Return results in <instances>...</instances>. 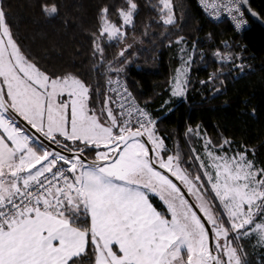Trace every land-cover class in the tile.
Masks as SVG:
<instances>
[{
    "label": "snow or ice",
    "instance_id": "snow-or-ice-1",
    "mask_svg": "<svg viewBox=\"0 0 264 264\" xmlns=\"http://www.w3.org/2000/svg\"><path fill=\"white\" fill-rule=\"evenodd\" d=\"M65 7L37 0L45 19ZM142 7L154 16L141 35L155 23L182 61L156 110L127 79L136 57L129 33ZM195 7L197 25L202 18L228 26L218 41L214 31L205 34L218 67L199 83L218 94L223 68L244 67L237 61L246 45L235 35L251 21L264 26V8L253 0H195ZM183 20L174 0H98L91 27L77 24L86 47L73 45V59L56 64L26 50L0 7V264H264L257 148L219 126L213 135L185 123L182 137L159 126L172 98H186L189 70L205 56L198 34L190 44L182 34ZM113 42L118 51L109 56ZM75 57H84V71Z\"/></svg>",
    "mask_w": 264,
    "mask_h": 264
},
{
    "label": "trees",
    "instance_id": "trees-1",
    "mask_svg": "<svg viewBox=\"0 0 264 264\" xmlns=\"http://www.w3.org/2000/svg\"><path fill=\"white\" fill-rule=\"evenodd\" d=\"M97 2L98 0H64L66 7L54 19L41 16L37 0H0V7L6 13L13 34L26 50L31 48L36 56H46L50 62L59 64L73 59V45L86 47L87 36L77 24L91 27ZM174 3L178 17L183 10L182 34L189 37V44L193 34H198V46L204 50L205 56L202 60L197 56L189 70L191 83L186 98H172L173 102L169 107L174 110L167 115L157 112V115H163L159 123L161 131L182 137L185 123H201L214 135L215 126H219L221 131L234 137L237 142L254 145L258 157L264 158V26L251 21L241 34L235 35L236 41L246 45L242 53L243 60L237 61L244 65L243 70L233 72L232 64L228 63L217 81L221 91L213 94L209 85L202 86L199 83L200 80H206L209 73L215 72L218 67L209 54L214 44L205 34L209 30L214 31L218 41L222 38L220 34L228 26L224 22L206 23L202 18L197 25L195 21L200 13L195 7V0H174ZM253 3L258 9L264 8V0H253ZM152 16L154 14L150 9L142 7L137 16L136 32L129 33L131 51L136 53V57L127 69V79L137 96L153 98L151 107L156 110L163 99L168 98L164 91L166 82L174 75L176 68L182 67V61L177 46H169L167 39L157 35L163 29L155 23L148 29V35H141L142 23ZM133 36L138 39L132 41ZM175 36L173 31L170 38L174 40ZM105 47L109 56L118 51L115 42ZM74 59L79 70L84 71L86 66L81 63L84 57ZM220 80L223 84H220ZM253 109L255 115L251 114ZM179 143L186 151L183 139Z\"/></svg>",
    "mask_w": 264,
    "mask_h": 264
}]
</instances>
